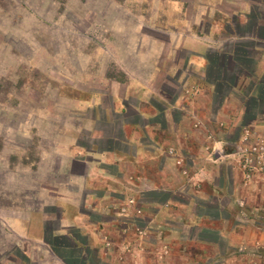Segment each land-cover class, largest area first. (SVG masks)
Instances as JSON below:
<instances>
[{"label": "crops", "instance_id": "1", "mask_svg": "<svg viewBox=\"0 0 264 264\" xmlns=\"http://www.w3.org/2000/svg\"><path fill=\"white\" fill-rule=\"evenodd\" d=\"M219 2L231 6L225 11L233 22L213 21L202 37L180 42L192 74L174 99L146 91L139 101L145 112L132 107L140 123L124 120V137L107 136V148L93 144L70 157L65 188L54 198L47 186L40 207L0 218L1 239L13 240L0 242V264H264V181L242 184L235 163L246 101L264 107V0ZM241 49L252 53L250 76L232 71L226 86L223 76L208 75L224 73L209 53L222 62ZM219 86L226 93L214 106ZM233 131L236 149L226 139Z\"/></svg>", "mask_w": 264, "mask_h": 264}, {"label": "rangeland", "instance_id": "2", "mask_svg": "<svg viewBox=\"0 0 264 264\" xmlns=\"http://www.w3.org/2000/svg\"><path fill=\"white\" fill-rule=\"evenodd\" d=\"M201 1L0 0V218L40 207L47 186L54 198L65 188L63 169L70 157H83L93 144L107 148V136L124 137V120L140 123L132 107L145 112L139 101L146 91L174 99L192 74L180 42L190 35L202 37L213 21L233 22L225 11L231 6L206 0L216 4L205 9ZM226 12L228 18L222 15ZM230 31L225 33L236 29ZM239 52L235 61L226 55L222 62L209 53L212 67L222 66L224 73L208 75L223 76L229 86L233 73L250 76L252 53ZM216 91L214 106L226 89ZM259 93L264 96V85ZM254 117L264 118V107L248 99L238 134L264 130V124L252 123ZM236 135L226 136L228 147L236 149ZM235 163L243 184L237 156ZM71 165L73 172L81 171ZM2 236L0 242L12 243Z\"/></svg>", "mask_w": 264, "mask_h": 264}, {"label": "built area", "instance_id": "3", "mask_svg": "<svg viewBox=\"0 0 264 264\" xmlns=\"http://www.w3.org/2000/svg\"><path fill=\"white\" fill-rule=\"evenodd\" d=\"M239 167L244 176V182L254 178L264 179V130L241 132V139L236 149Z\"/></svg>", "mask_w": 264, "mask_h": 264}, {"label": "trees", "instance_id": "4", "mask_svg": "<svg viewBox=\"0 0 264 264\" xmlns=\"http://www.w3.org/2000/svg\"><path fill=\"white\" fill-rule=\"evenodd\" d=\"M237 33V30L235 31V34ZM228 34V33H227ZM241 36V35H240ZM256 36L257 37H260V38H262L263 36L262 35H260V34H258V32H256ZM262 40V39H261ZM217 55V54H216ZM220 57H222V59H224L225 61H226V58H225V55H223V56H220ZM234 58H232V60L233 61H235V58H236V56H233ZM229 62V60L227 61V63ZM217 80H219V81H222V79H221V77L219 78V79H217Z\"/></svg>", "mask_w": 264, "mask_h": 264}]
</instances>
